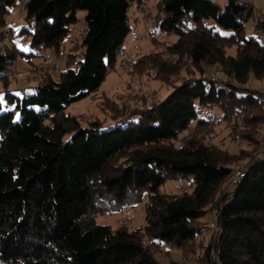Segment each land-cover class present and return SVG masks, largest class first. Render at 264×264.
Masks as SVG:
<instances>
[{"label": "trees", "instance_id": "1", "mask_svg": "<svg viewBox=\"0 0 264 264\" xmlns=\"http://www.w3.org/2000/svg\"><path fill=\"white\" fill-rule=\"evenodd\" d=\"M17 1L0 0V29L8 26L11 35ZM145 4L19 5L25 13L18 35L29 39L30 51L0 48V264H188L160 260L164 244L180 249L185 259L200 248V264H264V157L257 137L264 91L249 85L252 77L264 78V11L254 0H228L223 7L214 0H157L153 34L178 39L135 65L155 67L154 78L172 87L168 95L133 110L119 106L109 125L99 118L84 125L66 111L98 90L115 68L132 29L129 10ZM81 10L86 32L73 46L82 48L80 55L68 53L58 80L34 66L42 74L38 83L30 93H16L10 71L22 57L36 65L33 58L48 48L60 53ZM250 22L255 34L246 36ZM210 67L224 78L205 75ZM203 108H218L221 115L210 117ZM212 117L231 129L233 140L253 148L233 153L205 133L178 142L194 124L211 125ZM245 159L246 175L229 187L233 164ZM172 180L181 182L183 192L162 191ZM146 193V223L138 228L96 221L98 214L139 203ZM214 208L218 230L206 242Z\"/></svg>", "mask_w": 264, "mask_h": 264}, {"label": "rangeland", "instance_id": "2", "mask_svg": "<svg viewBox=\"0 0 264 264\" xmlns=\"http://www.w3.org/2000/svg\"><path fill=\"white\" fill-rule=\"evenodd\" d=\"M24 0H18L13 6V13L9 17L10 26H12V35L8 33V26L6 28L0 29V48H4V45H17L22 50L29 52V39H24V37L19 36L24 21V6L21 5V2ZM157 0H148L147 5L150 12L154 15L156 14V4ZM219 3L222 7L226 4L228 0H214ZM258 8L264 11V5H260V1L264 0H254ZM145 8V7H144ZM129 20L131 26V32L127 36L124 42L125 52L124 54L119 55L118 61L115 68L109 72L104 82L101 84L98 90L94 91L92 94L78 100L66 109L68 113L77 115L81 118V122L84 125H87L91 118L101 119L105 121L106 125L112 124L113 120L111 119L112 114L115 113L116 109L120 107L128 108L133 110L137 107H143L144 104L151 103L155 100L163 99L168 93L172 90V87L166 84L161 80L154 78L156 72L155 67L150 65V63H141L139 66L135 65L136 60L141 56H144L151 52H164L162 51L165 46H161L165 43H172L178 39L177 35L166 36L159 33L156 30L155 35L153 34V29H157L154 25L148 27L147 22L143 19L144 13L143 8H137L136 5H133L129 10ZM79 20L76 24L72 26V31L65 40L64 45L61 48L60 53L54 52L53 49L48 48L43 56H36L33 58V62L36 65L30 64L26 58L22 57L18 65H16L10 71V77L12 79L11 88H14L16 93H22L23 90H26L28 93L32 92L30 86H34L38 83V79L42 76L40 71H47L53 74V77L57 80L60 78V73L66 68V60L68 58V53L72 50L76 52L77 56L82 52V48L73 49L75 42L82 40L83 35L86 32V11H78L77 13ZM145 18V17H144ZM212 22V20H209ZM217 29L224 34L231 33L230 30L218 27ZM4 34V35H2ZM255 34L252 23L250 22L247 27L246 36ZM156 36V37H155ZM156 38L157 42L153 40ZM229 53H235V47L229 49ZM164 57L166 53H164ZM149 62V61H148ZM54 63L59 65V70L54 68ZM34 66L40 68V71L34 69ZM205 75L212 77H222L224 74L220 69L215 67L206 68ZM182 78L186 76L187 72L183 71L180 73ZM179 77L171 76V80L180 81ZM249 85L252 88L263 90L264 91V78L256 79L252 77L250 79ZM3 88L2 83L0 82V89ZM0 100L3 102L4 98L0 95ZM115 102L116 104H111L106 101ZM205 112L211 117L212 115L218 113L221 115V111L218 108H203ZM16 119L20 118L19 113L16 114ZM216 117L215 119H218ZM212 124L205 127L197 126L194 124L188 131L184 132V137L178 139V142H182L186 139H189L200 134H207L208 138L212 140L215 144L227 148L233 153L238 152L241 148L252 149V146L242 140H233L230 131L231 129L226 126L224 122H219L213 119ZM260 129L257 131V137L261 138L264 135V124L260 125ZM259 150V145H258ZM248 160L238 161L233 164L234 168L244 166L247 168ZM233 175L228 178L227 185L230 187L232 184ZM185 187L189 189L187 183ZM181 182L179 181H167L162 186V191L166 193L172 192H181ZM232 187V186H231ZM183 192V191H182ZM149 200V195L146 193L142 201L135 205H128L123 210L117 212H110L105 214H98L96 216V221L102 224H109L113 227L121 223H125L129 226L130 229L138 228L139 226L146 223L145 214H146V205ZM213 211V210H212ZM211 211V213H212ZM212 233H207V236L204 238V241H208L209 236ZM169 249V246L164 244L163 251L157 254V257L160 260L165 262L170 261V259L177 260L178 262H187L188 264H200V256L202 250L197 249L196 253L191 255L189 259H185L182 251L180 249H169V256L165 253Z\"/></svg>", "mask_w": 264, "mask_h": 264}, {"label": "built area", "instance_id": "3", "mask_svg": "<svg viewBox=\"0 0 264 264\" xmlns=\"http://www.w3.org/2000/svg\"><path fill=\"white\" fill-rule=\"evenodd\" d=\"M142 8H143V10L147 11V13L144 15L145 18L143 17V19H145V21L148 24V27H150V26H152L154 24V17L151 14V12H150V10H149L147 5L142 6ZM124 52H125V48L121 47L120 48V53L124 54ZM54 68L56 70H59V65L54 63ZM258 151H259V157H264V135H262L261 138H259V150ZM246 173H247V168L244 167V166L234 168L233 172H232V175H233L232 184L230 185V187L231 186L232 187L233 186L234 187L237 186L241 182L242 178L246 175ZM181 187L184 189L183 185ZM212 210H211L212 213L210 212V214L212 216V218H211L212 220L209 221L210 227H209V230L206 231L205 234L212 233L213 231L215 232V231L218 230L216 219H217V216L219 214V210L216 209V208H214Z\"/></svg>", "mask_w": 264, "mask_h": 264}, {"label": "crops", "instance_id": "4", "mask_svg": "<svg viewBox=\"0 0 264 264\" xmlns=\"http://www.w3.org/2000/svg\"><path fill=\"white\" fill-rule=\"evenodd\" d=\"M147 2H148V0H147ZM259 3H260V5H259V6H262V5H264V4H263V2H261V1H260Z\"/></svg>", "mask_w": 264, "mask_h": 264}]
</instances>
